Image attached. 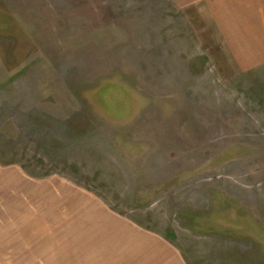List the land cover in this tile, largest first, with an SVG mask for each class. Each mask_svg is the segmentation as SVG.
<instances>
[{
    "label": "rangeland",
    "instance_id": "obj_1",
    "mask_svg": "<svg viewBox=\"0 0 264 264\" xmlns=\"http://www.w3.org/2000/svg\"><path fill=\"white\" fill-rule=\"evenodd\" d=\"M198 1L0 0V163L78 185L188 264H264V64L225 56ZM61 213L36 264L77 254ZM9 245L0 264H30Z\"/></svg>",
    "mask_w": 264,
    "mask_h": 264
},
{
    "label": "crops",
    "instance_id": "obj_2",
    "mask_svg": "<svg viewBox=\"0 0 264 264\" xmlns=\"http://www.w3.org/2000/svg\"><path fill=\"white\" fill-rule=\"evenodd\" d=\"M205 1L204 15L210 18L216 40L222 48H226L224 42L229 44L224 55L232 58L230 43L236 42L240 46L237 58L252 55L247 64H264V0ZM52 178L33 179L18 165L0 163V261L10 258V250H6L12 243V250H23L16 257L36 264V243L51 245L53 240L55 206L66 213L73 207L71 218L61 213L59 220L66 226L78 227L77 254H69L67 249L60 264H73L74 260L76 264H188L181 249L170 239L110 213L98 197L78 185L66 183L64 178L54 185ZM81 242H87L86 250H81ZM23 244L34 248V254L26 256ZM50 252L45 254V264H52Z\"/></svg>",
    "mask_w": 264,
    "mask_h": 264
}]
</instances>
